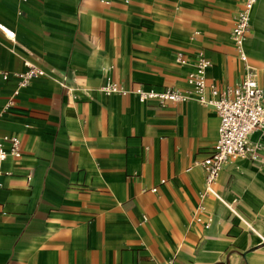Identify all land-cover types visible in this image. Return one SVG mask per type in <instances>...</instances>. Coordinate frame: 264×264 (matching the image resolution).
I'll return each instance as SVG.
<instances>
[{"label": "crops", "instance_id": "0c3cea01", "mask_svg": "<svg viewBox=\"0 0 264 264\" xmlns=\"http://www.w3.org/2000/svg\"><path fill=\"white\" fill-rule=\"evenodd\" d=\"M241 3L0 0V136L21 150L0 160V264H264V128L214 182L237 215L204 191L212 107L102 90L184 88L199 53L207 82L234 85ZM245 48L264 89V0ZM25 60L44 73L14 93Z\"/></svg>", "mask_w": 264, "mask_h": 264}, {"label": "built area", "instance_id": "2783aa9c", "mask_svg": "<svg viewBox=\"0 0 264 264\" xmlns=\"http://www.w3.org/2000/svg\"><path fill=\"white\" fill-rule=\"evenodd\" d=\"M255 1L242 0L240 8L234 15L231 36L238 57L245 64L242 77L234 85L218 88L214 83L207 82L206 68L209 61L202 53H199L193 62V68L186 75L184 88L165 87L156 90L139 84L128 89L110 78H107L102 86L106 94L133 92L140 100L156 98L162 104L167 101L178 102L193 98L212 107L219 117L218 135L211 153L200 162L205 172L204 191L228 204L233 211L234 209L214 188V182L222 164L228 159L239 156L254 158L248 135L254 128H264V89L257 81L255 68L249 62L245 48V40L250 28V12ZM0 26L8 33L12 32L1 24ZM178 59L181 63L187 62L179 54ZM25 64L24 70L15 72L18 82L14 93H18L20 88L25 87L32 77L44 73L42 68L30 61L25 60ZM3 76L6 77L7 73L4 72ZM4 140L9 142L8 147L4 146ZM8 154L14 156L21 154L19 137L16 134L0 136V160Z\"/></svg>", "mask_w": 264, "mask_h": 264}]
</instances>
